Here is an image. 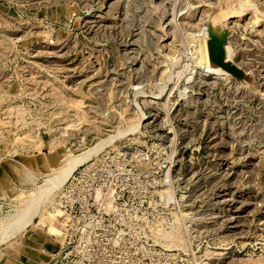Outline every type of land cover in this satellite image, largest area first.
<instances>
[{"label": "rangeland", "instance_id": "1", "mask_svg": "<svg viewBox=\"0 0 264 264\" xmlns=\"http://www.w3.org/2000/svg\"><path fill=\"white\" fill-rule=\"evenodd\" d=\"M214 7L250 82L209 63ZM103 140L76 166L95 189L87 256L63 264H264V0H0V264L55 263L60 246L38 248L62 243L61 185L36 190Z\"/></svg>", "mask_w": 264, "mask_h": 264}, {"label": "built area", "instance_id": "2", "mask_svg": "<svg viewBox=\"0 0 264 264\" xmlns=\"http://www.w3.org/2000/svg\"><path fill=\"white\" fill-rule=\"evenodd\" d=\"M141 159H145L144 156H141ZM119 163H121V170L126 169V171H128L131 169L127 167L128 162L121 160ZM90 167L91 166L88 164L86 168L78 170V172H76L75 168L64 181L63 185L60 186L61 189L59 188L56 194L57 200L54 203L55 215L53 222L60 230L62 243L60 245L61 250L56 256L55 263L63 264L65 261H68L72 258V252L74 250L75 253L82 258L87 256L85 253V246L89 244V234L84 231L89 226L91 219L96 216L93 211L90 212V197L92 193L95 192V189L91 186L83 189L77 184L81 174H83L84 171H88ZM98 196L99 192L96 194V197ZM100 216L104 217V214H100ZM77 230H80L83 235H81L76 242L75 234ZM72 243L74 247L67 249V246Z\"/></svg>", "mask_w": 264, "mask_h": 264}, {"label": "water", "instance_id": "3", "mask_svg": "<svg viewBox=\"0 0 264 264\" xmlns=\"http://www.w3.org/2000/svg\"><path fill=\"white\" fill-rule=\"evenodd\" d=\"M219 7H214L206 20V49L209 63L222 68L239 82H250L253 80L252 72L245 70L232 58L226 56V43L232 34V29L222 20L214 19V12Z\"/></svg>", "mask_w": 264, "mask_h": 264}, {"label": "bare ground", "instance_id": "4", "mask_svg": "<svg viewBox=\"0 0 264 264\" xmlns=\"http://www.w3.org/2000/svg\"><path fill=\"white\" fill-rule=\"evenodd\" d=\"M111 141V139H109ZM106 143L109 144V141L107 140H103V141H100L98 143V145L94 146V147H91L89 150L85 151L84 153H81L79 155H76V156H72V157H64L63 160H61L60 164H59V167L57 169L56 172H54L52 174V176H50L49 178H47V182L44 184V186H41L39 188H37L36 192L38 193V197H44L46 195H49V193H51V191L54 189V187L56 188V186L58 185H62V183L68 178V176L70 175V173L76 168V166L82 164L83 162H85L92 154H96L99 149H102V147H104L103 145H105ZM107 145V144H106ZM46 158V156H45ZM29 161L31 162V164H33L35 167H39V163H41V160L38 158V159H30L29 158ZM46 161V160H45ZM49 161V160H48ZM49 164V163H48ZM3 168H6V165H4L3 167H1L0 170H2ZM16 169V168H14ZM13 169V170H14ZM19 169V168H18ZM1 172V171H0ZM12 172V171H11ZM33 198V197H31ZM30 198V199H31ZM36 200V198H34ZM27 200V199H26ZM29 200V198H28ZM36 202V201H34ZM33 202V203H34ZM31 203V202H30ZM27 204V203H26ZM30 205V204H29ZM31 209V208H30ZM29 209V210H30ZM20 210V209H19ZM24 210V209H23ZM23 210L19 211L17 214H16V217L18 218L20 215V213L22 214ZM26 210V208H25ZM28 210V211H29ZM27 211V212H28ZM31 211V210H30ZM29 211V212H30ZM25 212V211H24ZM33 212V211H32ZM55 214V213H54ZM25 215V213H24ZM14 216V215H13ZM15 217V216H14ZM23 217V216H22ZM21 217V218H22ZM26 217V215H25ZM31 217L33 216H27V218H22L23 220H18L20 222L16 223L17 227L19 228H24L25 227V224L27 222H29L31 220ZM16 218V219H17ZM20 219V217L18 218ZM15 222H17L15 220ZM28 224V223H27ZM10 229V228H9ZM8 231V230H7ZM52 233H56L57 235L59 234V231L56 229V228H53L51 227V230H50ZM12 233V232H11Z\"/></svg>", "mask_w": 264, "mask_h": 264}, {"label": "crops", "instance_id": "5", "mask_svg": "<svg viewBox=\"0 0 264 264\" xmlns=\"http://www.w3.org/2000/svg\"><path fill=\"white\" fill-rule=\"evenodd\" d=\"M57 149H64L63 148V146H56V147H54L51 151H49V152H42L39 148L38 149H35L34 150V154H30L29 156H32V155H38V154H44V155H48V158H50V163H52V164H54V163H56L55 161L58 159V154H57V152L55 153L54 151L55 150H57ZM54 153V154H53ZM50 154H52V155H50ZM50 155V156H49ZM20 156H28V155H23V154H21V155H17V156H15L14 158L12 157L11 159H4L3 161L5 162V160H6V162H9V163H11L12 161L11 160H15V159H18ZM0 164H1V162H0ZM4 166V165H3ZM2 166V167H3ZM1 169V168H0ZM1 171V170H0ZM2 185V184H1ZM3 186V185H2ZM17 190H18V188H17ZM49 228V227H48ZM48 230V229H47ZM27 234H28V240L30 241V236H32V237H34V236H41L42 237V239H44L43 237L44 236H46V231H43L42 229H34V231H32V229L31 230H29V232H27ZM50 239H52V241H54V246L52 245V246H47V247H42L41 249L40 248H38L40 251H45L46 249H50V248H53V249H58L59 248V246H60V243L58 242V240L57 239H55V238H53V237H50ZM31 245H32V243H31ZM36 247V246H35ZM9 256H8V258L6 259V262L4 263V264H13V261H15L16 263H22V264H34V263H32V260H30L29 258H27L26 256H24V255H21L20 253H18L16 250L13 252V253H9L8 254ZM19 258H21V261H17Z\"/></svg>", "mask_w": 264, "mask_h": 264}]
</instances>
